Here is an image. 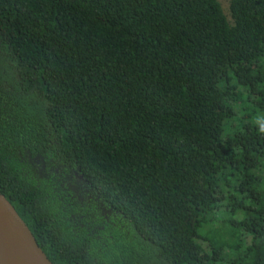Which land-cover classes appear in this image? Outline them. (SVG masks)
Here are the masks:
<instances>
[{
	"label": "trees",
	"instance_id": "trees-1",
	"mask_svg": "<svg viewBox=\"0 0 264 264\" xmlns=\"http://www.w3.org/2000/svg\"><path fill=\"white\" fill-rule=\"evenodd\" d=\"M264 0H0V192L53 264H264Z\"/></svg>",
	"mask_w": 264,
	"mask_h": 264
},
{
	"label": "water",
	"instance_id": "water-1",
	"mask_svg": "<svg viewBox=\"0 0 264 264\" xmlns=\"http://www.w3.org/2000/svg\"><path fill=\"white\" fill-rule=\"evenodd\" d=\"M0 264H53L1 192Z\"/></svg>",
	"mask_w": 264,
	"mask_h": 264
},
{
	"label": "rangeland",
	"instance_id": "rangeland-1",
	"mask_svg": "<svg viewBox=\"0 0 264 264\" xmlns=\"http://www.w3.org/2000/svg\"><path fill=\"white\" fill-rule=\"evenodd\" d=\"M219 1L221 3L223 11L226 12L227 11V0H219Z\"/></svg>",
	"mask_w": 264,
	"mask_h": 264
},
{
	"label": "clouds",
	"instance_id": "clouds-1",
	"mask_svg": "<svg viewBox=\"0 0 264 264\" xmlns=\"http://www.w3.org/2000/svg\"><path fill=\"white\" fill-rule=\"evenodd\" d=\"M259 131H260L261 133H264V124H261V126H260V128H259Z\"/></svg>",
	"mask_w": 264,
	"mask_h": 264
}]
</instances>
